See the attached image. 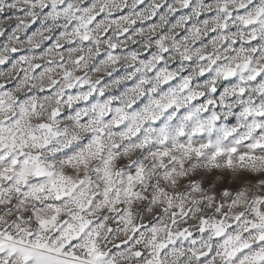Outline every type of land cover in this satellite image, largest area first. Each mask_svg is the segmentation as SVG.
Returning a JSON list of instances; mask_svg holds the SVG:
<instances>
[{"label":"snow or ice","instance_id":"6c2138e0","mask_svg":"<svg viewBox=\"0 0 264 264\" xmlns=\"http://www.w3.org/2000/svg\"><path fill=\"white\" fill-rule=\"evenodd\" d=\"M0 264H264V0H0Z\"/></svg>","mask_w":264,"mask_h":264}]
</instances>
